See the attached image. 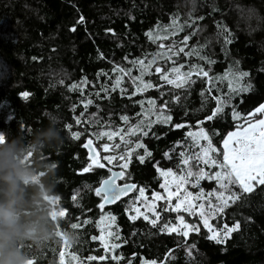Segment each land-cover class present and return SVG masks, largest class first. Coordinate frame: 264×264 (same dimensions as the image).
<instances>
[{"label":"trees","instance_id":"1","mask_svg":"<svg viewBox=\"0 0 264 264\" xmlns=\"http://www.w3.org/2000/svg\"><path fill=\"white\" fill-rule=\"evenodd\" d=\"M81 16L84 21L78 23ZM180 48L184 51L175 54ZM0 65V154L12 163L15 188L9 199L0 181V205L7 204L17 228L10 251L23 262L264 264V188L210 218L214 227L239 222L223 244L207 239L200 220V232L184 241L142 216L129 219L133 212L126 200L137 190L99 208L91 188L107 172L81 171L88 159L82 145L88 139L101 156L124 151L122 146L103 152L104 143H122L119 135L112 141L98 135L110 131L124 135L134 148L139 137L151 153L141 164L135 154L143 155L144 148H135L129 178L121 181L144 187L148 195L161 183L155 166L217 170L194 159L185 167L180 153L184 158L199 154L188 133L202 128L216 149L210 155L222 162L227 132L245 124L246 114L264 102V0H0ZM156 67L178 69L182 86L167 84ZM242 72L248 75L241 77ZM168 75L177 80V73ZM241 87L248 90L238 91ZM22 92L29 96L21 97ZM214 97H227V103L222 113L205 120L217 105ZM164 101L168 106L161 109ZM233 108L245 120L234 121ZM165 116L172 119L164 122ZM177 123L185 126L173 127ZM134 126L148 134L127 133ZM72 132L81 133L80 138L73 139ZM230 187L239 191L237 185ZM193 188L203 189L202 197L208 198L218 185L201 179ZM211 199L215 202L214 195ZM159 203L158 224L175 223L174 213ZM74 223L79 227L72 228ZM185 243L196 246L191 256Z\"/></svg>","mask_w":264,"mask_h":264},{"label":"snow or ice","instance_id":"2","mask_svg":"<svg viewBox=\"0 0 264 264\" xmlns=\"http://www.w3.org/2000/svg\"><path fill=\"white\" fill-rule=\"evenodd\" d=\"M84 17L81 16L78 23L83 22ZM71 30H75L73 27ZM107 31H111L108 29ZM188 37H184V41H187ZM164 47V45H161ZM184 49H178L177 53L183 52ZM137 63L143 64L144 61L138 60ZM153 63V61H149V64ZM121 71H123L121 69ZM155 71L160 74V78L164 80L167 84L172 85L175 84L177 88L182 86V82L179 81V73L178 69H169L167 72L160 67H156ZM168 72L177 73V80H174L169 77ZM199 74V73H198ZM204 77H208L207 72H202ZM248 73L242 72L240 73L241 77L247 76ZM148 82H145V87H151ZM229 88L232 89V84L229 83ZM246 87H241L238 91H247ZM21 97H28V92H22L19 94ZM217 101V105L215 108L211 110V115L205 116V120H212L219 113H222L224 110V106L227 103V97L224 100H221L219 97H214ZM172 99L174 101H179V97L173 96ZM87 103H91V101H87ZM151 104H154L155 101H150ZM168 106V102L164 101L160 104V108L164 109ZM257 115L260 118H255ZM247 120L245 124H237V128L235 131H230L224 137L223 144V161H219L213 158L210 153L215 152L216 149L212 147L211 141L208 138L207 133L201 128L199 130V135L203 140L208 141V147L200 148L199 154H195L193 156L185 157V153L181 152V165L185 167L189 166L190 160H196L197 162H201L208 168H215L217 170L205 172L204 168H199L195 173L189 170L186 175L174 173L171 168L161 169L158 166L156 167L157 172L165 177V182L160 184V188L163 189V193L153 191L151 193V201L148 200V197L145 195L146 189L144 187H138L136 184L121 182L126 181L129 178V174L127 169L129 167V163L131 162L132 156L135 153V148H144V154H135L136 159L143 164L145 162L146 156H151V153L147 150V148L140 142L139 137H137L134 142L135 148L130 146L129 141L124 139V135H121L118 131H110V132H101L99 136H107L109 141H112L114 137L119 135V139L122 142L121 144H109L104 143L100 147L103 152L109 153L115 149L124 147V151L119 155L115 154H105L100 155L97 149L93 146V141L88 139L82 147L87 150L88 159L86 166L81 169L82 172H92L96 169L106 170L107 175H102L98 181V185L94 188H91V191L94 193L95 197L99 198V208H103L107 204L114 203L117 200H120L121 197L126 196L129 192L133 190H138L139 195L135 197L136 201H142L146 208L151 212V216L144 215L143 218L148 220L154 227H158L159 231L167 232L169 235L176 234L181 237L182 240L187 241L190 233H199L200 228L198 225H194L186 221L185 217L181 215V212L188 213L189 216L198 215L200 218V223H202L203 227L208 231L209 235L207 239L215 241L217 244H223L226 239L230 237V234L239 229V222H235L232 225H228L225 223L222 227H214L210 223V218H214L218 214H222L224 209L229 206L231 203H235L238 201L241 196L253 193L256 189L264 188V103H260L256 108H254L251 112L246 114ZM232 118L234 121L245 120V115L237 112L233 108ZM121 119L127 121V117H121ZM171 116H165L164 122L170 121ZM77 124H80L81 121L79 119L76 120ZM203 121L197 120V124H201ZM183 124H175L173 127L181 128L184 127ZM135 130L130 127L127 130V133L131 135H135L136 131L141 132L143 135H147L148 133L144 131L143 127L134 126ZM65 128H70L69 125H65ZM81 133L72 132L71 136L73 139H79ZM189 136L193 134L191 132L188 133ZM195 139V138H194ZM4 140V133L0 132V142ZM165 158H170L169 153H164ZM115 162V163H114ZM118 167L119 170H113ZM171 177V181L167 178ZM193 177L194 181H190L188 178ZM201 179L214 180L218 185L217 189H214L212 193H208V198L196 195L195 198L193 193L187 192V189L183 186L186 183H193V187L198 186V182ZM231 185H237L239 191L233 192L231 189ZM173 188L175 190H173ZM183 189V191H181ZM203 192V189H201ZM227 193V195H226ZM215 196V202L211 199V197ZM58 198L55 197V200ZM72 199L76 200V195L74 194ZM173 199L175 203H173ZM164 201V204L167 205L164 208V211L177 213L175 216V223H164L162 226L158 224V221L161 219L160 212L157 211L156 202ZM197 201H200L197 203ZM127 211V209H126ZM131 212H134L135 215H130L129 219L135 220L138 215H143L140 211V207L137 204L132 203ZM65 211H60V216H64ZM103 220L104 217H101ZM111 219H115V217H111ZM87 223V221H85ZM79 227L78 224H72V228ZM93 240L97 239V237L93 236ZM115 247V246H114ZM195 244H184L185 252L191 256L192 249H195ZM107 249V245H105ZM171 251V250H170ZM88 260H103L104 257H94L89 256ZM113 260H118L119 257L112 256ZM30 264H33V261H30ZM131 264V262H129ZM152 264H156V262H152Z\"/></svg>","mask_w":264,"mask_h":264},{"label":"clouds","instance_id":"3","mask_svg":"<svg viewBox=\"0 0 264 264\" xmlns=\"http://www.w3.org/2000/svg\"><path fill=\"white\" fill-rule=\"evenodd\" d=\"M12 167L11 161L0 154V181L6 184L4 191L9 199L12 198L15 192L12 181ZM16 231L17 228L7 204L0 205V264H23L22 258L10 251L11 242Z\"/></svg>","mask_w":264,"mask_h":264},{"label":"rangeland","instance_id":"4","mask_svg":"<svg viewBox=\"0 0 264 264\" xmlns=\"http://www.w3.org/2000/svg\"><path fill=\"white\" fill-rule=\"evenodd\" d=\"M0 76H1V65H0ZM264 103V102H263ZM257 118H260L258 115H257ZM199 130H200V128H198V129H195V130H192V131H190L193 135L192 136H190L191 137V139L196 143V144H198L199 145V150H200V148L201 147H204V148H207L208 147V141H206V140H203L201 137H200V135H199ZM236 129H234V130H231V131H235ZM230 132V131H229ZM228 133V132H227ZM227 135V134H226ZM225 135V136H226ZM195 138V139H194ZM94 146V145H93ZM200 163H202V161L200 162ZM203 164V163H202ZM202 164H200V165H202ZM196 167L199 169L200 167L198 166V165H196ZM189 168V167H188ZM185 169L184 170V168H182L181 167V169L180 170H173V172L174 173H178V174H182V175H186V173L189 171V170H191V171H193L194 173L196 172V171H198V169H194V168H189V169ZM160 175V174H159ZM160 178H161V183H164L165 182V177H163V176H161L160 175ZM169 181H171V177H168L167 178ZM190 181H193V182H195L194 181V178L193 177H189L188 178ZM160 183V184H161ZM184 188H186L187 189V192H190V193H193L194 194V197L193 198H195V196L196 195H199V196H202V194H203V192H197V190L196 189H194L193 188V183L192 182H190V183H186L184 186H183ZM197 187V186H196ZM195 187V188H196ZM173 190H175L174 188H173ZM181 191H183V189H181ZM156 192H161V193H163V189H161L160 188V186H159V188L156 190ZM152 193V192H151ZM151 193L148 195V193H146L145 192V195L148 197V200L149 201H151ZM139 195V192H138V190L136 191V193H135V195H133V196H131V197H129L127 200H126V206H127V208H128V210H130V208H131V204L132 203H135V204H137V206H139L140 207V211H141V213H143V215H138V216H144V215H149V217H151V212L146 208V206H145V204L142 202V201H136L135 200V197L136 196H138ZM160 202V203H159ZM200 201H197V203H199ZM159 203V205H162V203H164V201H157L156 202V206H157V204ZM173 203H175V200L173 199ZM163 208H166L167 207V205H163L162 206ZM54 214L55 213H53V216H54ZM181 215H183L184 217H185V219H186V221H188L189 223H191V224H194V225H197V224H199V223H197V221L198 220H200V218H199V216L198 215H196V216H189L188 215V213H184V212H181L180 213ZM133 215H135V213L133 212ZM177 215V213H174V217ZM211 223V222H210ZM202 224V223H201ZM107 230H110V228L109 227H107ZM107 237V236H106ZM23 264H28L27 262H23Z\"/></svg>","mask_w":264,"mask_h":264},{"label":"water","instance_id":"5","mask_svg":"<svg viewBox=\"0 0 264 264\" xmlns=\"http://www.w3.org/2000/svg\"><path fill=\"white\" fill-rule=\"evenodd\" d=\"M86 141H87V140H86ZM113 170L118 171L119 169H113ZM127 183L135 184V183H133V182H127ZM133 191H134V190H133ZM133 191H132V192H133ZM132 192H129L126 196L121 197L120 200H117V201H115L114 203L107 204V205H105V206H112V205H114V204H116V203H119L120 201H122V200L126 199L127 197H129V196L132 194Z\"/></svg>","mask_w":264,"mask_h":264}]
</instances>
